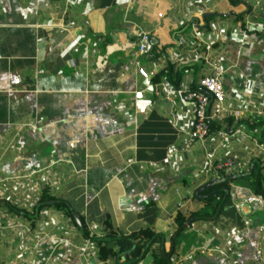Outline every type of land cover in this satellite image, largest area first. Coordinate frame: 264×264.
Returning a JSON list of instances; mask_svg holds the SVG:
<instances>
[{"label": "crops", "instance_id": "1", "mask_svg": "<svg viewBox=\"0 0 264 264\" xmlns=\"http://www.w3.org/2000/svg\"><path fill=\"white\" fill-rule=\"evenodd\" d=\"M196 1L0 0V264H162L172 240L165 264H253L256 248L264 261L251 180L224 187L215 219L193 216L211 211L202 187L224 176L186 146L180 91L210 73L205 54L222 63L228 112L210 147L255 169L264 192V0ZM203 7L213 18L197 28ZM139 31L152 58L136 53ZM144 231L163 240L144 252ZM108 233L137 234L139 253L97 241Z\"/></svg>", "mask_w": 264, "mask_h": 264}, {"label": "built area", "instance_id": "2", "mask_svg": "<svg viewBox=\"0 0 264 264\" xmlns=\"http://www.w3.org/2000/svg\"><path fill=\"white\" fill-rule=\"evenodd\" d=\"M197 4L203 5V0H197ZM206 8L198 10L196 13L198 20L196 21V27L198 28L201 23L202 14ZM77 43V41H74ZM182 38L179 39V44L183 43ZM136 53L139 57L152 58L154 54L155 42L153 38L146 32L139 31L135 35ZM210 54H205L203 59L206 61L209 67L210 73L201 76L197 80L198 88L192 90L186 87L180 89L182 97L185 101L192 104L193 118L191 123V129L186 133V146L192 145L196 142L200 143L205 151V161L207 163L208 171L213 174H223L224 177L234 176L237 173L238 163L233 155H227L222 160L216 161L215 155L218 146L210 147L212 145L210 140L212 122H216L222 118L228 110L223 106V100L225 91L223 87L222 77L225 73L224 66L219 61H214L209 57ZM136 66V71L140 77L145 79L153 75L151 72H147L141 65L140 59L133 60ZM144 97V91L139 90L134 92V99H142ZM1 228V227H0ZM89 241V240H88ZM253 264H264L262 251L256 248L253 253Z\"/></svg>", "mask_w": 264, "mask_h": 264}, {"label": "trees", "instance_id": "3", "mask_svg": "<svg viewBox=\"0 0 264 264\" xmlns=\"http://www.w3.org/2000/svg\"><path fill=\"white\" fill-rule=\"evenodd\" d=\"M204 16V19L206 20L207 23H209L211 21V18H213V16L211 15H207V14H203ZM196 20V19H195ZM185 25L182 27L184 28ZM156 48V44L154 46V51H155ZM189 66H183L182 68L184 69H187ZM162 75H163V72H161ZM197 87L196 86H193L192 87V90H196ZM216 127H219L217 122H212L211 125H210V128L211 129H214ZM225 178H228L229 180L227 181H224V182H220L219 184H216V185H213V186H210L206 189H204V194H205V197L207 199H209V201H211L210 204H212V209L210 212L208 213H204V214H199V213H196V214H193V216H204L205 219L207 220H211V219H215V215L217 212H219L220 210H222L224 208V206L226 205V202H227V199H228V189L227 188H224L226 185L229 184V182H240V183H243V182H247V181H250L251 182H247L249 184H247V186L249 188L252 189V191H254L255 193L257 194H260L264 197V192H262L261 190V186H260V181H259V175L258 173H256V170L253 169V171L249 174H246L244 176H241V178H233V176H227ZM263 193V194H262ZM217 199V200H216ZM216 212V213H215ZM191 216V217H193ZM81 227H83V224L80 225ZM185 227V223H184V220L181 219L180 221V224H179V232L182 231V229ZM144 234V238L143 241L141 240V238H138L137 234H132V235H129V236H116V235H112L110 233H108L107 235L105 236H102L100 237L99 239H97V241L99 242H108V241H113V240H117V241H121L122 243L125 244V247L124 249H122V251H126V250H129L131 249V247L134 245L135 243V252L139 253V250H140V247L141 245L140 244V241L142 242H145V249H144V252L147 248V246L155 241V240H163V235H160V234H156V233H151L150 231H144L143 232ZM134 242V243H133ZM173 245H174V241H170V247L168 250H164V253L162 254V258H161V262L162 264H165L166 261L169 260V256H170V253L172 252V249H173ZM120 251V252H122ZM141 258V255L138 256L137 258H133L131 259L132 262H136L138 261L139 259Z\"/></svg>", "mask_w": 264, "mask_h": 264}, {"label": "water", "instance_id": "4", "mask_svg": "<svg viewBox=\"0 0 264 264\" xmlns=\"http://www.w3.org/2000/svg\"><path fill=\"white\" fill-rule=\"evenodd\" d=\"M187 26H188V24H187ZM196 64L198 65V67H200V65H201V61L199 60V61H197L196 62ZM198 75H199V73H198V71H197V73H196V75H195V79L197 80L198 79ZM224 123V122H223ZM223 123H221V124H223ZM250 171H251V169H250ZM249 171V172H250ZM249 172H246V173H242V174H236V175H234L233 176V178H240L241 176H244V175H246V174H249ZM227 180H229L228 178H225V177H222V178H218V179H215V180H211V181H209L204 187H202V190L203 189H206V188H208V187H210V186H213V185H216V184H219L220 182H224V181H227ZM190 222V221H189Z\"/></svg>", "mask_w": 264, "mask_h": 264}, {"label": "rangeland", "instance_id": "5", "mask_svg": "<svg viewBox=\"0 0 264 264\" xmlns=\"http://www.w3.org/2000/svg\"><path fill=\"white\" fill-rule=\"evenodd\" d=\"M238 169H239V168H238V166H237L236 170L238 171ZM237 174H242V173H237ZM240 178H241V177H240ZM88 240L90 241L91 239H88Z\"/></svg>", "mask_w": 264, "mask_h": 264}]
</instances>
